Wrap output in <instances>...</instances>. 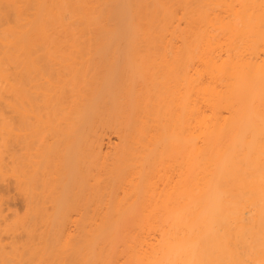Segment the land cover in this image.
Here are the masks:
<instances>
[{"label":"bare ground","instance_id":"bare-ground-1","mask_svg":"<svg viewBox=\"0 0 264 264\" xmlns=\"http://www.w3.org/2000/svg\"><path fill=\"white\" fill-rule=\"evenodd\" d=\"M0 264H264V0H0Z\"/></svg>","mask_w":264,"mask_h":264}]
</instances>
